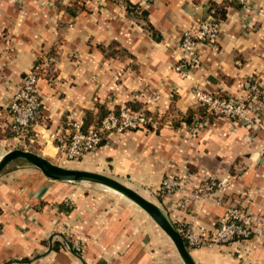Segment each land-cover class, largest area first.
Listing matches in <instances>:
<instances>
[{
  "label": "crops",
  "instance_id": "0c3cea01",
  "mask_svg": "<svg viewBox=\"0 0 264 264\" xmlns=\"http://www.w3.org/2000/svg\"><path fill=\"white\" fill-rule=\"evenodd\" d=\"M128 1L148 13L152 31L113 0H0V159L17 141L5 134L23 78L54 50L55 72L40 82L45 110L34 126L43 156L65 159L55 136L66 138L70 121L141 106L149 124L108 135L80 160L85 170L141 188L176 226L210 232L227 208L240 207L264 227V0H250L247 9L239 0ZM230 2L218 42L197 47L199 66L182 67L184 34L212 18L213 4ZM113 44L121 57L111 55ZM197 91L245 100L256 125L213 117L186 123L198 110ZM169 176L183 188L164 196L159 189ZM211 179L229 180L226 191L196 199L193 190ZM114 194L12 162L0 175V264H185L157 225ZM75 241L83 254L69 248ZM189 250L196 264H264V236Z\"/></svg>",
  "mask_w": 264,
  "mask_h": 264
},
{
  "label": "built area",
  "instance_id": "2783aa9c",
  "mask_svg": "<svg viewBox=\"0 0 264 264\" xmlns=\"http://www.w3.org/2000/svg\"><path fill=\"white\" fill-rule=\"evenodd\" d=\"M244 8H249L250 0H239ZM212 18L201 22L198 26L187 31L181 41V50L184 53L183 65L199 66L200 60L196 57V50L200 44L215 45L221 32V22H218L214 13ZM50 62L54 59H49ZM181 71V66L177 67ZM42 78L34 70L30 71L23 78L20 91L15 95L9 108L12 122L7 129L12 131L28 130L32 123L42 115L45 105L39 93V85ZM247 90L259 96L260 87L253 81L245 84ZM197 102L207 108L208 113L213 118L227 120L238 124H245L254 127L256 124L247 112L248 107L245 100L224 95H215L203 91L196 92ZM150 118L146 115V110L133 111L127 106L120 108L118 114L112 112L102 122L99 128L94 126L83 131V121L72 120L69 122V131L66 138L59 140V150L66 160L80 161L87 155L92 154L102 143L105 133L120 134L129 131L139 130L146 127ZM229 185V180L211 179L203 185L193 190L196 199L207 198L217 192H225ZM183 188V184L176 177L169 176L161 184L160 192L172 195ZM189 249L219 246H227L239 243L244 240L264 236V227L259 226L258 220L250 216L240 207H229L221 219L218 228L207 231L205 228H187L185 225L177 226ZM69 248L76 254L84 252V245L81 241L72 242Z\"/></svg>",
  "mask_w": 264,
  "mask_h": 264
},
{
  "label": "water",
  "instance_id": "95a60500",
  "mask_svg": "<svg viewBox=\"0 0 264 264\" xmlns=\"http://www.w3.org/2000/svg\"><path fill=\"white\" fill-rule=\"evenodd\" d=\"M18 160L30 163L53 180L64 182L86 180L117 191L144 210L154 220L157 226L171 239L185 264H196L177 226L165 215L156 203L148 200L133 188L106 175L60 167L38 154L24 150L10 151L0 159V175L12 162Z\"/></svg>",
  "mask_w": 264,
  "mask_h": 264
},
{
  "label": "trees",
  "instance_id": "16d2710c",
  "mask_svg": "<svg viewBox=\"0 0 264 264\" xmlns=\"http://www.w3.org/2000/svg\"><path fill=\"white\" fill-rule=\"evenodd\" d=\"M79 1V0H77ZM88 1V0H85ZM116 3H119L120 5H124L126 7L127 13L133 17L139 20L140 22H144L145 25L143 28L147 31L150 32L152 31V26L148 21V13L141 9L139 5H134L130 3L128 0H113ZM239 3V1H238ZM241 4V3H240ZM234 5L233 2L230 3H225L221 6H218L216 4H213L211 8V12L214 13V17L218 22H222L226 19L227 17V8L232 7ZM242 5V4H241ZM82 10H85V6H79ZM111 49V55L113 56H118L121 57L120 51L116 50V46L113 44L110 47ZM57 55L54 52L49 53L44 60H40L37 62L33 70L36 72L37 75H39L42 79L45 77H51L52 74L55 72V61H56ZM49 59H54V61L50 62ZM127 107L131 108L133 111H141L143 108L132 106L131 104L126 105ZM120 111V108L115 111H106L103 108L100 109L99 113L94 117V115L91 112H88L86 114V119L83 122V131L88 130L90 127L94 126L96 128H99L103 122V120L112 112L118 114ZM198 111V114H196ZM195 113L190 112L189 113V118L184 119L186 123L191 124L195 118H199V120H205L206 118H211V115L208 113L207 108L201 104L198 106V110ZM146 115L150 118L148 112L146 111ZM40 117L37 118L36 122L32 123L31 127L28 130H21V131H12L11 129L6 130L5 136H7L8 139H20V138H26L28 139L31 143L37 141V136L34 131V126L40 121ZM96 119V120H95ZM95 120V122H94ZM94 123V124H93ZM179 126V125H177ZM69 129V127H68ZM108 133H105L103 135V141L104 139L108 136ZM102 141V142H103ZM187 245V244H186ZM188 247V245H187Z\"/></svg>",
  "mask_w": 264,
  "mask_h": 264
},
{
  "label": "rangeland",
  "instance_id": "374dc122",
  "mask_svg": "<svg viewBox=\"0 0 264 264\" xmlns=\"http://www.w3.org/2000/svg\"><path fill=\"white\" fill-rule=\"evenodd\" d=\"M12 142H13V144L10 147L12 149L11 151H14V150L31 151V152H33L35 154H38V155L50 160L53 164L58 165L60 167H64V168H68V169L87 171V170H85L86 166L81 163L82 161L66 160V159H63L61 155H59L57 158H54V159H50V158H47V157L43 156V152L40 151V149H42L43 146L38 144L37 141L31 143L26 138H20L17 141L13 140ZM104 168H106V167H104ZM89 172H91V171H89ZM94 173H97V172H94ZM105 173H106V170H103V169L99 170V174L105 175ZM106 176H108V175H106ZM112 178H114V177H112ZM118 181H120L121 183H123V184H125L127 186L133 187V189L135 191H137L136 189H138V191H140V192L142 191L141 188H137L134 185L132 186V184H130V182H128L127 180H118ZM72 183L77 185V186H85V187L87 186V188L88 187H90V188L92 187L93 190H98L99 192L106 193V194H109V195H112V196L115 195L114 194V192H115L114 190H112L110 188H107V187H105L103 185H100L98 183H95V182L83 180V181H75V182H72ZM123 197L126 198L127 200H129L127 197H125V196H123ZM129 201L132 203L131 200H129ZM133 204H134L133 207L139 212V214H141L142 216L145 217L147 222L151 223L152 225H157L154 222V220L144 210H142L140 207H138L135 203H133Z\"/></svg>",
  "mask_w": 264,
  "mask_h": 264
},
{
  "label": "bare ground",
  "instance_id": "6f19581e",
  "mask_svg": "<svg viewBox=\"0 0 264 264\" xmlns=\"http://www.w3.org/2000/svg\"><path fill=\"white\" fill-rule=\"evenodd\" d=\"M114 193H117V194H120V193H118L117 191H115ZM121 196H123L122 194H120ZM132 204H133V202H132ZM134 205V204H133Z\"/></svg>",
  "mask_w": 264,
  "mask_h": 264
}]
</instances>
